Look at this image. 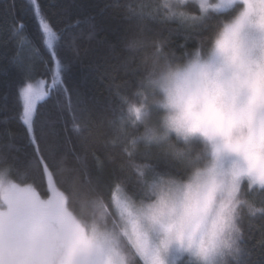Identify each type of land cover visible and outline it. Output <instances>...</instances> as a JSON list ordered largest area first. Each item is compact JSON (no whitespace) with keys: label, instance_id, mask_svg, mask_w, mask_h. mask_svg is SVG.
<instances>
[{"label":"clouds","instance_id":"clouds-1","mask_svg":"<svg viewBox=\"0 0 264 264\" xmlns=\"http://www.w3.org/2000/svg\"><path fill=\"white\" fill-rule=\"evenodd\" d=\"M186 3L154 0L196 44L177 52L162 40L130 43L140 73L128 118L114 129L129 166L155 149L169 170L145 168L138 196L122 185L111 198L70 192V211L104 264H242L246 228L264 217V5L229 0L193 19ZM24 187L0 168V204ZM80 264H90L87 254Z\"/></svg>","mask_w":264,"mask_h":264},{"label":"trees","instance_id":"trees-1","mask_svg":"<svg viewBox=\"0 0 264 264\" xmlns=\"http://www.w3.org/2000/svg\"><path fill=\"white\" fill-rule=\"evenodd\" d=\"M146 2L154 4V0ZM39 3L61 36L58 53L67 65L64 84L71 93L73 108L69 111L63 93L58 90L59 85L52 90L51 74L44 64L48 53L40 43L36 21L26 10L29 0H0V168L9 169L13 180L32 183L45 194L44 178L37 167L30 166L34 160L33 149L24 135V128L15 118L20 67L14 62V54L20 38L29 36L40 48V55L34 56L35 71L31 82L42 79L45 90H51L49 97L38 102V109L49 126L45 132L50 130V141L57 144L55 164L51 159L48 162L49 167L57 171L58 187L68 192L76 188L95 189L111 198L112 185L120 183L129 194L138 196L142 186L137 174L129 166L121 146L113 143L115 124L127 107L122 97L128 99L134 93L140 73L139 53L129 45L141 38L162 40L168 48L181 52L182 44L191 48L196 38L188 34L179 20L161 19L159 13L156 18L145 16L142 20L132 16L125 5L135 6V0H39ZM105 5L111 7L101 12ZM198 5L192 0L186 10L196 13ZM87 17H94L95 35L91 39L88 35L93 29L85 22ZM77 19L81 21L79 25L66 28ZM19 23L25 24L26 29L14 35L13 29ZM61 29L66 30L61 33ZM29 48L30 45L25 44L22 55L27 56ZM73 88L78 89L79 95L72 92ZM74 123L80 125L79 132L73 130ZM6 130L16 135L10 138ZM9 144L13 147L9 148ZM40 147L44 150V143ZM133 159L137 164H149L161 171L170 168L169 160L155 149L146 156L137 153ZM261 224H264V217L258 216L247 226L242 260L264 264V249L257 246ZM181 264H187V260L183 259Z\"/></svg>","mask_w":264,"mask_h":264},{"label":"snow or ice","instance_id":"snow-or-ice-1","mask_svg":"<svg viewBox=\"0 0 264 264\" xmlns=\"http://www.w3.org/2000/svg\"><path fill=\"white\" fill-rule=\"evenodd\" d=\"M192 0L184 5L187 9ZM264 5V0H256ZM229 3V0H218L216 4H210L209 0H199L196 13H189L193 19H196L200 13L207 12L209 8H219ZM111 5H105L101 8L103 12ZM128 12L134 17L143 19L145 16L156 18L158 13L154 4H149L146 0H135V6L132 3L126 4ZM146 9L148 11H146ZM32 14L37 23L40 33V43L45 47L48 53V60L44 61L47 71L51 74L52 90L59 85V91L63 93L67 101L69 111L72 110V96L68 87L64 84V73L67 65L59 56L58 49L61 36L54 30L50 23V17L47 16L39 0H29V6L26 9ZM161 19H165L162 17ZM94 17H87L85 22L93 29L88 35L91 39L95 35V25L92 23ZM81 21L77 19L74 24L67 25L71 28L79 25ZM26 25L17 24L13 29V34L24 31ZM66 29H61L64 32ZM76 37H72V43L75 44ZM134 42V41H133ZM25 44L30 45L29 54L22 55ZM17 52L14 54V62L19 63L20 79L16 83V102L18 111L15 118L24 128V135L33 149L34 160L30 166L39 169L41 176L46 183V191L41 195L32 184H26V187L20 189L21 196H12L7 204H0V264H80V258L87 254L90 258V264H104L103 250L98 248L92 237H90L85 228L76 220L70 211V192L61 190L58 187L57 171L54 167H49V159L55 164V154L57 144L50 141L51 131L45 132L49 127L48 123L42 120V112L38 109V102L45 100L50 96L51 90H45L41 83L31 82L34 67V56L40 55V48L32 42L29 36L21 37ZM43 60V57H41ZM119 87V85H117ZM72 92L79 95L78 89L73 88ZM7 97L5 96L4 99ZM127 101L126 97H122ZM138 112L139 110L136 109ZM128 117L122 114L120 124L123 125ZM7 118L5 119V123ZM73 130L79 132L80 125L74 123ZM11 138L16 135L11 130H6ZM44 143L45 149L40 145ZM9 148L13 147L11 144ZM249 155H252L251 150ZM47 154V158L46 155ZM146 156V154H144ZM152 169L149 164H135L133 169L140 183V178L144 174V169ZM9 171V169H8ZM13 191H17L15 185ZM121 190L120 183L112 185V193ZM112 195V194H111ZM259 199L264 201V193L257 194ZM261 228V236L257 246L264 249V224ZM250 256L251 253H248ZM176 259H180L177 257ZM182 261V260H181ZM188 264V262H187ZM242 264H254V262L244 259Z\"/></svg>","mask_w":264,"mask_h":264},{"label":"rangeland","instance_id":"rangeland-1","mask_svg":"<svg viewBox=\"0 0 264 264\" xmlns=\"http://www.w3.org/2000/svg\"><path fill=\"white\" fill-rule=\"evenodd\" d=\"M195 1H197L198 3H199V0H195ZM41 82H43L42 84H41V86L42 87H44L45 86V82H44V80H42V79H39V80H37V81H35V82H33L34 84H37V83H41ZM17 182V181H16ZM17 183H20V182H17ZM24 184H32V183H24ZM33 186H34V184H32ZM35 187V186H34ZM36 188V187H35ZM36 190L37 191H39L37 188H36ZM62 190V189H61ZM41 195H43V194H41ZM186 260H187V258H185Z\"/></svg>","mask_w":264,"mask_h":264}]
</instances>
